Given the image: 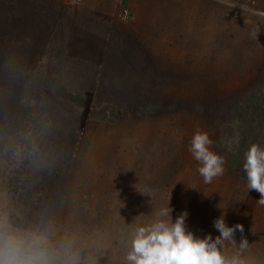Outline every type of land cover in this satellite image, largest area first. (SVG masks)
<instances>
[{"label":"rangeland","instance_id":"1","mask_svg":"<svg viewBox=\"0 0 264 264\" xmlns=\"http://www.w3.org/2000/svg\"><path fill=\"white\" fill-rule=\"evenodd\" d=\"M116 1L112 4V11L118 10L121 14L128 9L130 17L131 9L154 10L152 68L157 78L164 77L163 95H176L181 100H188L199 97L207 90L211 93L232 91L249 79L250 74L245 73L244 66L247 67L245 58L250 51L257 49L255 54H263L264 16L254 14L249 9L264 12V0ZM77 3L78 0H0V83L5 88L0 89V123L4 124L6 116L10 114L6 107L11 106L12 102L8 101H12V97L8 92L12 90L18 93L19 81L41 80L43 89L47 85L46 80L62 78L66 81L62 82L63 86L71 93L83 95L79 105L74 107V111L72 109L73 123L70 122V125L76 129L84 128L77 156L81 162L87 158L90 163L88 166L80 165L75 186L71 184L65 188L66 194L69 193L66 196L68 204L80 203L90 209H97L101 205L108 208L114 205L131 207L134 196L138 193L142 197L141 193L147 191L152 181L162 174L165 164L158 159L162 157L168 163L169 154L175 152V149L171 152L172 142L182 134L185 119L180 116L172 120H122L110 125L111 130L107 132L106 126L98 122L96 108L102 105L105 96L115 97L127 91L117 90V80L146 75L125 73L123 49H114L112 54L116 51L118 55L110 58L96 57L95 51L84 50L87 46L78 41L79 36L71 34L60 18L64 8L68 13L69 7ZM118 20L123 22L120 17ZM240 52L245 55L239 59ZM82 80L95 82L94 93L90 91L87 94L81 88L84 86L80 83ZM4 82L9 83V90ZM127 83L119 82L123 88ZM23 95L26 103L36 111V116L39 115L36 120L41 127L49 121L50 129H65V115L71 112L69 105L54 101L49 95L38 94L33 86H28ZM44 117L47 120H43ZM28 127L37 128L33 121H29ZM34 144L38 143L26 145L36 149ZM14 146L17 149L10 155L8 163L11 173L18 171L25 150L24 145ZM188 156L180 162L178 182L166 203L168 205L169 202V207L173 209L172 217L186 211L188 230L201 238L206 234L215 238L219 232L213 227V221L223 214L229 227L243 225V236L249 243L241 252V257L247 264H264V252L258 249L263 241L258 238L264 230V206L257 203L260 199L258 192L251 190L242 205L239 199L227 204L226 211L212 209L206 212L200 209L202 201L197 198L200 196H197V192L194 191L195 196H190L188 200L184 198L192 188L200 190L196 189L199 183L193 178L196 174L201 176L197 170L200 165L190 152ZM186 159L193 164L192 170L185 165ZM218 181L226 188L232 185L230 179L220 178ZM151 188H154V193L158 192L155 186L149 190ZM120 192L123 194L117 195ZM149 201L150 198L147 203ZM107 222L114 225V222ZM20 234L26 235L25 232ZM121 235L122 227H117L115 236L104 245L111 246L112 242H118ZM240 237L241 233L237 231L235 243L224 242L226 255L240 251ZM48 240L47 247L54 255L55 264H81L83 256L66 260L59 256L61 248L57 236L52 235ZM112 253L121 255L123 252L114 249ZM102 264H108V261ZM109 264L117 262L111 259Z\"/></svg>","mask_w":264,"mask_h":264},{"label":"trees","instance_id":"2","mask_svg":"<svg viewBox=\"0 0 264 264\" xmlns=\"http://www.w3.org/2000/svg\"><path fill=\"white\" fill-rule=\"evenodd\" d=\"M256 50L252 49L245 58L248 62L247 67L244 66L245 73L250 74L249 79L226 93L207 90L199 97L188 100H181L176 95H163L164 77L157 78L154 69L151 75L142 78L134 76L116 81L117 90L127 91L115 97L105 96V101L96 108L95 113L98 122L106 126L108 133L110 125L122 120H172L180 116L185 119L182 134L172 142L171 152L174 149L175 152L169 154L168 163L162 157L158 159L165 164V169L150 185L155 186L158 192L154 193V188L149 190V187L144 191L147 195H133L134 203L126 208L101 205L97 209H90L80 203L68 204L66 196L69 193L66 194L65 188L71 184L75 186L80 165L90 164L87 158L81 162L77 156L84 128L76 129L70 125V122L73 123L74 107L79 105L83 95L71 93L63 86L62 82L66 81L62 78L46 80L47 85L43 89L41 80L19 81V92H8L12 97V101H8L12 102L11 106L6 107L10 114L7 113L4 124L0 123V224L5 232L21 237L42 234L47 237V242L50 236L55 235L61 248L59 256L63 260L83 256L81 264H102L105 261L109 264L111 259L116 260L117 264H127L125 257L130 250L135 227L151 222L159 209L167 207L166 203L179 179L180 162L183 158H189L190 142L197 131L208 134L213 142L210 151L223 157L225 171L210 184H205L203 177L196 174L193 178L199 183L196 189L200 190L192 188L184 198L188 200L190 196H195L194 191L197 192V196L200 195L197 198L202 201L200 209L206 212L212 209L226 211L225 206L237 199L242 205L251 192L247 190L242 171L244 153L251 144L264 147V49L262 55L255 54ZM240 53L239 59L245 55ZM123 81L128 82L124 88L119 84ZM80 83L86 86L81 88L87 94L90 91L94 93V81L82 80ZM4 84L9 90V83ZM28 86H33L38 94L49 95L54 101L70 106L71 112L65 115V129H50L49 121L43 128L37 123L39 115L36 116V111L26 103L23 95ZM0 89H5L1 83ZM43 120H47V117ZM29 121H33L37 128L28 127ZM68 126L69 131L66 132ZM32 142L38 143L34 144L36 149L26 145ZM14 145H24L25 150L18 171L11 173L8 163L10 155L17 149ZM184 162L192 170L193 164L188 163L187 159ZM220 178L230 179L232 185L226 188V185L219 183ZM151 190L153 192L149 197ZM118 194L121 196L123 192ZM107 220L114 222V225H109ZM117 227H122L118 242H112L111 246L104 245L115 236ZM22 232L26 235L22 236ZM258 239L263 240L258 249L264 252V230ZM114 249L123 253H112Z\"/></svg>","mask_w":264,"mask_h":264},{"label":"clouds","instance_id":"3","mask_svg":"<svg viewBox=\"0 0 264 264\" xmlns=\"http://www.w3.org/2000/svg\"><path fill=\"white\" fill-rule=\"evenodd\" d=\"M212 140L206 132L194 133L189 147L195 161L200 165L198 173L205 184L224 174V159L210 151ZM242 171L246 177L247 190L259 193V205L264 206V147L251 144L244 153ZM142 195H147L141 193ZM173 209H159L154 219L135 227L130 242V250L125 259L127 264H247L241 252L247 248L248 241L243 236L241 224L229 227L224 215L213 221L219 232L215 238L206 234L203 238L188 230V213L181 212L173 220ZM241 233L239 249L228 256L224 252V242L235 243V234ZM45 235L21 237L5 232L0 224V264H55V258L47 247Z\"/></svg>","mask_w":264,"mask_h":264},{"label":"crops","instance_id":"4","mask_svg":"<svg viewBox=\"0 0 264 264\" xmlns=\"http://www.w3.org/2000/svg\"><path fill=\"white\" fill-rule=\"evenodd\" d=\"M114 2L118 1L78 0L74 7H69L68 13L64 8L60 18L66 23L71 34L79 36L78 41L87 46L84 50L95 51L96 57L110 58L118 55L116 51L112 54L114 49H123V58L126 59L125 73L151 75L154 66V10L131 9V17L120 22L119 11H112ZM57 10L59 11L58 8ZM91 28L92 31L89 30ZM84 29L86 31H83ZM71 49L73 50V47Z\"/></svg>","mask_w":264,"mask_h":264},{"label":"built area","instance_id":"5","mask_svg":"<svg viewBox=\"0 0 264 264\" xmlns=\"http://www.w3.org/2000/svg\"><path fill=\"white\" fill-rule=\"evenodd\" d=\"M228 3V2H227ZM228 4H230V3H228ZM252 13H254V14H258V15H263L264 16V12H262V11H259V10H256V9H249ZM128 16H129V11H128V9H124L122 12H121V14H120V19L122 20V21H125L127 18H128Z\"/></svg>","mask_w":264,"mask_h":264},{"label":"water","instance_id":"6","mask_svg":"<svg viewBox=\"0 0 264 264\" xmlns=\"http://www.w3.org/2000/svg\"><path fill=\"white\" fill-rule=\"evenodd\" d=\"M85 114H86V111H85Z\"/></svg>","mask_w":264,"mask_h":264}]
</instances>
